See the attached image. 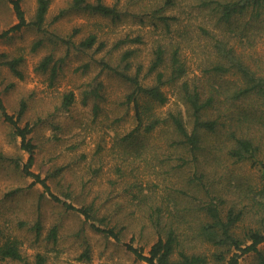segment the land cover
Masks as SVG:
<instances>
[{
  "label": "trees",
  "instance_id": "trees-1",
  "mask_svg": "<svg viewBox=\"0 0 264 264\" xmlns=\"http://www.w3.org/2000/svg\"><path fill=\"white\" fill-rule=\"evenodd\" d=\"M51 1L37 0L34 17L27 21L21 0H11L18 21L0 34L7 35L8 31L22 26H32L44 33L33 41L31 51H36L46 41L52 43V50L35 66L37 72L48 74L50 85L56 80L71 47L96 52L107 45L95 32L74 42L71 37L47 31L46 15ZM192 3L199 13L198 20L182 29H173L178 19L167 11L176 5V0H163L150 10L152 26L161 31L143 74L141 63L133 70L130 58L135 48L124 49L115 64L100 61L103 70L110 71L129 86L124 102L132 103L135 126L117 138L123 160L129 156L135 160L142 158L148 150L147 135L165 125L172 134L170 146L188 155L161 158L159 162L167 166L164 171L178 172L184 166L191 169L185 190L180 192V187L174 188L161 198L155 196L153 186L137 182L130 185V189L135 188L141 194L138 202L133 203L147 209L148 224L156 239L147 254L142 248L130 243L126 245L137 259L147 264H241L240 256L249 252L257 255V264H264V253L259 248L264 243V50L258 52V48H264V0H192ZM179 6L185 10L184 6ZM70 8L113 21L130 16V10L122 0L110 3L106 0H72ZM142 41L140 34L125 35L112 47ZM61 44L65 45L66 51L62 56H55L53 48ZM186 51L199 53L193 72L182 59ZM5 55L0 63L22 78L23 55ZM170 85H174L185 108L184 111H167L163 116L157 109L167 102L164 88ZM102 87L103 83L97 81L89 90L90 95L103 99ZM73 101V91L64 92L61 108L67 110ZM0 108L12 125L15 137H20L21 148L29 153L22 169L34 179L27 187L40 181L50 191L44 180L30 170L35 146L27 135L33 127L29 123L19 125L25 102L22 101L16 117L4 110L1 98ZM99 108L95 101L92 109L97 112ZM6 159L0 151V164ZM12 162L18 167L19 157ZM197 167L203 171L198 172ZM207 169L211 171L210 175L206 174ZM207 176L213 181L206 183L204 178ZM20 189L19 186L7 193ZM49 193L59 200L53 192ZM64 204L88 218H95L92 205L76 208L71 203ZM32 227L38 238L42 227L40 220ZM92 227L117 240L124 228L115 230V226L101 228L94 224ZM58 228L54 223L46 235L53 243L57 242ZM20 241L17 237L6 236L0 244V259L14 261V264H46L47 256L41 252H36L34 259L29 260L21 250ZM82 255L89 258L88 248Z\"/></svg>",
  "mask_w": 264,
  "mask_h": 264
},
{
  "label": "rangeland",
  "instance_id": "rangeland-1",
  "mask_svg": "<svg viewBox=\"0 0 264 264\" xmlns=\"http://www.w3.org/2000/svg\"><path fill=\"white\" fill-rule=\"evenodd\" d=\"M71 1H51L46 15L47 31L71 37L74 42L95 32L107 45L96 52L71 47L52 85L48 74L35 70L38 60L52 50V43L46 41L36 51H31L33 41L44 33L32 26H22L8 31L7 35H0V60L4 54L24 57L20 64L22 78L0 63L1 102L4 110L14 117L22 101L25 102L19 125L29 123L33 127L27 135L35 146L30 170L38 174L50 190L40 181L27 187L34 179L32 174H25L22 169L29 153L21 148L20 137H15L12 125L0 108V151L7 156L0 164V244L6 236L17 237L21 240L23 254L29 260L34 259L36 252H41L47 256L46 264H147L137 259L126 245L130 243L142 248L147 254L156 239L148 224L147 209L134 206L133 202H138L141 194L135 188L130 189V185L137 182L153 186L155 196L161 198L173 192L174 188L180 187V192L185 190L191 169L184 166L178 172L164 171L167 166L159 162L161 158L184 155L170 146L172 134L165 125L147 135L148 150L142 158L135 160L129 156L123 160V150L117 138L135 126L132 103L124 102L129 86L110 71L103 70L100 61L115 64L124 49L135 48L130 58L133 70L141 63L143 74L152 58L154 41L161 31L152 26L150 10L163 0H122L130 10V16L119 21L72 10ZM36 3L37 0H21L27 21L33 19ZM195 9L192 0H176V5L167 10L178 19L173 29H182L186 24L197 22L199 13ZM17 21L11 0H0V34ZM137 34L142 36L141 43L112 47L118 38ZM53 50L55 56H62L66 47L61 44ZM263 50V47L258 48V52ZM182 59L193 72L199 53L186 51ZM84 64L87 65L84 67ZM97 81L103 83L100 89L103 99H95L89 93ZM70 90L74 93V101L64 110L60 103L62 95ZM164 90L168 100L157 109L158 114L165 116L167 111H184L185 105L177 97L174 85L166 86ZM95 101L100 106L97 112L92 109ZM187 155L185 152L184 156ZM18 157L20 165L16 167L12 159ZM197 170L203 171L198 167ZM208 170L206 174L210 175ZM208 177L204 178L206 183L213 181L211 176ZM19 186V191L7 193ZM64 202L76 208L92 205L95 218L86 217ZM36 220L42 224L38 238L32 227ZM54 223L59 227L56 243L46 238ZM92 224L101 228L115 226V230L121 226L124 228L117 240L93 229ZM86 248L89 258L82 255ZM259 248L264 253V243ZM239 259L241 264H257L254 252L245 253ZM0 264H14V261L0 259Z\"/></svg>",
  "mask_w": 264,
  "mask_h": 264
}]
</instances>
